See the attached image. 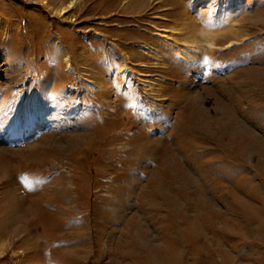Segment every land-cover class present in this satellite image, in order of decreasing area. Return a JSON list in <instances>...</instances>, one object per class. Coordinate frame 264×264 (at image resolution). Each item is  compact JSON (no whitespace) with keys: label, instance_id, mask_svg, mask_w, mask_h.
Returning a JSON list of instances; mask_svg holds the SVG:
<instances>
[{"label":"rangeland","instance_id":"1","mask_svg":"<svg viewBox=\"0 0 264 264\" xmlns=\"http://www.w3.org/2000/svg\"><path fill=\"white\" fill-rule=\"evenodd\" d=\"M68 1L0 0V264H264V0Z\"/></svg>","mask_w":264,"mask_h":264},{"label":"bare ground","instance_id":"2","mask_svg":"<svg viewBox=\"0 0 264 264\" xmlns=\"http://www.w3.org/2000/svg\"><path fill=\"white\" fill-rule=\"evenodd\" d=\"M79 2H80V0H69L68 2L62 4L56 10V15H57L58 19L64 18V15L66 13H68L69 11H71L72 9L76 8ZM213 13H214V11H213ZM65 61L68 64V68L71 67V62H70V59H69L68 55H66ZM125 73H127V72H125Z\"/></svg>","mask_w":264,"mask_h":264}]
</instances>
